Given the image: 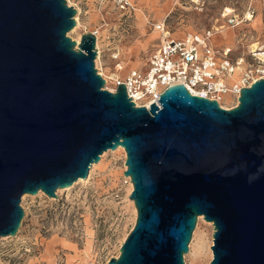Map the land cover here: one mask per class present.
<instances>
[{
  "label": "water",
  "instance_id": "obj_1",
  "mask_svg": "<svg viewBox=\"0 0 264 264\" xmlns=\"http://www.w3.org/2000/svg\"><path fill=\"white\" fill-rule=\"evenodd\" d=\"M67 0H0V239L24 194L57 198L123 147L137 218L107 264H185L199 215L214 224L210 264H264V78L226 109L169 86L149 109L95 67V33L69 36Z\"/></svg>",
  "mask_w": 264,
  "mask_h": 264
},
{
  "label": "rangeland",
  "instance_id": "obj_2",
  "mask_svg": "<svg viewBox=\"0 0 264 264\" xmlns=\"http://www.w3.org/2000/svg\"><path fill=\"white\" fill-rule=\"evenodd\" d=\"M67 2L77 10L76 25L68 34L73 40L96 34L95 67L110 78L109 88L116 78L144 66L160 36L154 24L164 20L175 36L218 28L213 42L233 46L237 55L247 56L251 48L264 44V0ZM252 10L254 17L248 20ZM126 157L123 147L105 151L88 179L57 190V198L43 191L24 194L21 226L15 236L0 239V264H107L118 257L137 218L129 176L124 174ZM214 231L213 222L199 215L185 264H210Z\"/></svg>",
  "mask_w": 264,
  "mask_h": 264
},
{
  "label": "built area",
  "instance_id": "obj_3",
  "mask_svg": "<svg viewBox=\"0 0 264 264\" xmlns=\"http://www.w3.org/2000/svg\"><path fill=\"white\" fill-rule=\"evenodd\" d=\"M230 22L233 25L236 19ZM154 26L160 36L144 66L130 71L125 78H116L113 88L105 87L115 92L124 83L137 107L149 109L169 86L183 84L194 95L216 100L221 107L231 103L233 108L239 103L242 88L264 78V44L251 48L247 56L237 55L233 46L213 42L221 32L218 28L175 36L165 20ZM128 179L131 184V177Z\"/></svg>",
  "mask_w": 264,
  "mask_h": 264
},
{
  "label": "bare ground",
  "instance_id": "obj_4",
  "mask_svg": "<svg viewBox=\"0 0 264 264\" xmlns=\"http://www.w3.org/2000/svg\"><path fill=\"white\" fill-rule=\"evenodd\" d=\"M228 11H231L230 9H228ZM254 16L250 13V12H248L247 13V18H248V20H251L252 18H253ZM77 25H79V24H77ZM82 39V38H81ZM75 41L77 42V46L75 47L76 49H78V45L81 43V40L80 39H75ZM97 47H98V44H97ZM99 50V49H98ZM99 54H100V52H99ZM99 56V55H98ZM103 75V74H102ZM105 79H106V81L107 82H109V80H110V78H107V77H105ZM108 84V83H107ZM108 87V86H107ZM109 88V87H108ZM238 100H239V98H238ZM158 104H159V101H158ZM223 107L224 108H226V109H230V108H227V107H225L224 105H223ZM118 148H121V146L120 147H118ZM120 150V149H119ZM126 152V151H125ZM128 178V177H127ZM88 179V178H87ZM83 180H86V179H79L78 181H76V182H80V181H83ZM131 186H130V193L132 192V189H133V183L131 182V184H130ZM60 189V190H59ZM58 190V192H60V191H62V189H64V188H59Z\"/></svg>",
  "mask_w": 264,
  "mask_h": 264
}]
</instances>
